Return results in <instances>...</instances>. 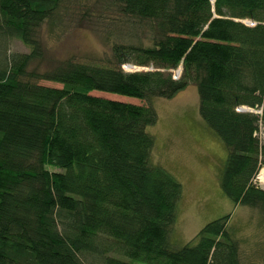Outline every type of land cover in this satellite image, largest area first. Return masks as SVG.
Listing matches in <instances>:
<instances>
[{"label": "trees", "instance_id": "16d2710c", "mask_svg": "<svg viewBox=\"0 0 264 264\" xmlns=\"http://www.w3.org/2000/svg\"><path fill=\"white\" fill-rule=\"evenodd\" d=\"M64 1L0 0V264H242L230 215L173 248L183 189L151 162L156 109L93 92L152 100L195 84L202 119L228 149L224 193L264 208L253 182L264 163V0H113L150 24L148 42L41 71L40 29ZM11 38L31 50L9 53Z\"/></svg>", "mask_w": 264, "mask_h": 264}, {"label": "rangeland", "instance_id": "374dc122", "mask_svg": "<svg viewBox=\"0 0 264 264\" xmlns=\"http://www.w3.org/2000/svg\"><path fill=\"white\" fill-rule=\"evenodd\" d=\"M244 22L256 25L253 20ZM149 25L136 23V19L120 13L113 0H65L56 16L40 29L43 57L34 61L32 67L42 71L68 58L100 62L111 56L112 46L117 41L148 42L152 37ZM4 48L9 53L31 50L18 38L9 39ZM126 64L129 67H125ZM123 68L129 72L151 69L133 63H125ZM42 83L61 86L52 81ZM93 93L152 105L156 109L158 120L148 128L155 140L151 162L171 172L183 189L170 235L173 248L195 244L198 233L208 222L230 215L228 226L238 242L241 263L264 264V208L236 205L224 193L221 173L228 149L200 115L197 86L190 84L172 98L155 97L152 100L104 91ZM243 108L260 115L263 112L259 108ZM256 134L264 137L262 127ZM257 177L264 180V163L253 178L254 183L259 181Z\"/></svg>", "mask_w": 264, "mask_h": 264}, {"label": "built area", "instance_id": "2783aa9c", "mask_svg": "<svg viewBox=\"0 0 264 264\" xmlns=\"http://www.w3.org/2000/svg\"><path fill=\"white\" fill-rule=\"evenodd\" d=\"M249 23H250V24H253V22H251V21H249ZM125 67H129V66L126 64ZM126 69H127V68H126ZM180 75H181V70H180V69L175 70L174 77H175V78H179ZM239 110H244V108H243V107H240ZM257 179H258L259 181L255 182V183H256L258 186L264 188V180H262L261 178H258V177H257Z\"/></svg>", "mask_w": 264, "mask_h": 264}, {"label": "water", "instance_id": "95a60500", "mask_svg": "<svg viewBox=\"0 0 264 264\" xmlns=\"http://www.w3.org/2000/svg\"><path fill=\"white\" fill-rule=\"evenodd\" d=\"M181 70V69H180Z\"/></svg>", "mask_w": 264, "mask_h": 264}]
</instances>
